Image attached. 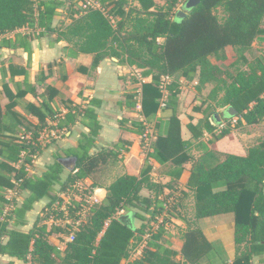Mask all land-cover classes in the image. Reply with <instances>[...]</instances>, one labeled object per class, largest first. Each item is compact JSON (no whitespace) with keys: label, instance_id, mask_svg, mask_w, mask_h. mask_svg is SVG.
Here are the masks:
<instances>
[{"label":"trees","instance_id":"16d2710c","mask_svg":"<svg viewBox=\"0 0 264 264\" xmlns=\"http://www.w3.org/2000/svg\"><path fill=\"white\" fill-rule=\"evenodd\" d=\"M95 1L99 6L86 5L85 0H71L66 8V25L56 28L57 39L71 42L79 52L93 54L92 68L109 56L151 75V80L141 85V107L147 121L153 120L159 110L160 77L172 76L167 85L165 107L161 110L165 112V128L162 132L156 123L159 129L149 156L159 163L169 162L174 166L176 178L183 164L191 160L185 148L186 141L181 138L178 76L192 79L198 75L197 90L214 82L206 95L209 103L205 109L201 111V105L192 109L205 114L199 126L188 124L193 136L201 135L202 127L207 131L215 128L209 116L218 113L217 108L232 106L237 111L234 116L223 115L226 122L236 117L239 123L243 120L246 124H258L264 119V59L256 58L251 62L241 53L239 58L247 68L234 73L210 60V55H219L228 46L244 50L254 40H264V0H199L181 18L174 12L180 0H162V5H157L155 0H137L138 5H132L129 0ZM64 7V0H0V35L23 27L53 31V19ZM218 7L224 12L222 18L214 12ZM50 65L48 63L47 67ZM223 71L225 77H221ZM48 93L49 99L63 93L69 101L64 102L66 111L61 118L57 117L59 112L47 104L28 103L26 109L39 123L52 118L57 128L63 129L78 121L88 132L81 133L73 150L74 174L61 180L62 166L54 162L42 174L29 175L27 166L32 160L38 128L31 131L30 139L16 142L19 139L17 127L23 126V133L28 130L26 119L15 109V93L8 92L4 105L0 101V150L4 157L0 162V215L3 216L0 217V253L29 264H120L131 249L132 239H138L143 230L142 225H124L117 218L118 212L124 210L148 223L162 209L158 196L162 192L151 182L148 176L151 166L146 163L139 176L124 174L106 187L101 203L91 208L88 219L74 232L72 240L65 241L62 249L50 243L48 237L53 232L67 233L61 229H47L42 223L45 208L56 199V195L51 194L52 185L58 182L63 190L73 180L84 178L111 160L116 153L110 149L89 153L100 128L94 109L100 101L91 99L85 106L78 107L73 105L68 92L49 88ZM7 117L12 120L11 127ZM132 125L138 127V132L143 131L141 123L133 122ZM228 131L225 127L217 137ZM22 151L26 156L21 159ZM19 161L18 166L13 165ZM218 181L224 182V188L213 190L212 185ZM15 186L28 195L20 205L13 202V207L4 213V206L11 202L1 191ZM142 187L154 191V198L140 195ZM187 187L194 190V218L226 212L234 214L236 256L230 263L218 264H253V256H259V264H264V141L248 147L244 153H225L211 166L193 162ZM42 197H49L50 201L29 231L9 227L13 216L23 219L33 202ZM161 232L162 228L151 237L158 239ZM153 246L154 250L144 248L132 264H198L213 250L197 226H188L182 232L180 260L175 259V250Z\"/></svg>","mask_w":264,"mask_h":264},{"label":"crops","instance_id":"0c3cea01","mask_svg":"<svg viewBox=\"0 0 264 264\" xmlns=\"http://www.w3.org/2000/svg\"><path fill=\"white\" fill-rule=\"evenodd\" d=\"M64 1L65 7L53 19V31H44L40 27L36 29L23 27L0 35V101L4 105L8 101V92L15 93L17 97L15 109L25 117L28 127L24 133L23 126L17 127L16 133L19 139L16 142H20L22 138L30 139L31 131L38 128L34 139L35 149L32 160L27 166L28 174L38 176L54 162H59L62 166L61 180L69 174H74L76 159L73 150L77 146L81 133H87L88 128L77 121L67 128L59 129L52 118H48L45 123L41 124L38 118L26 109V105L28 103L37 106L47 104L59 112L57 117L61 118L66 111L64 102L69 100L63 93L49 99V88L70 93V100L78 107L85 106L91 99H96L100 101V104L94 107L100 128L89 153L94 154L100 150L110 149L116 153V156L82 178L84 185L103 198L106 194V187L116 177L124 174L139 176L145 164H150L148 176L151 182L157 184L161 190L162 194L158 196L179 192L180 199H178L176 211L159 227V229L162 228L160 237L158 239L150 237L146 247L152 250L155 249L153 245L170 248L177 252L175 259L180 260L182 232L188 226H197L213 247V250L201 258L198 264L232 262L237 252L234 214L226 212L194 218V190L187 187V181L193 162L211 166L221 160L225 153H244L248 147L264 141V119L258 124H246L243 120L239 123L236 117L226 122L222 119L224 108H217L218 113L209 116L215 128L207 131L202 127L201 135L195 137L188 124L199 126L205 114L192 110L193 107L200 106L201 102L199 105L185 102L193 98L206 100L200 106L203 111L209 103L206 95L214 82L197 90L198 75L192 79L178 76L180 93L177 110L181 122V138L186 141L185 148L191 160L183 164L182 172L179 178H176V168L169 162L159 163L143 153L140 144L142 132H138V127L132 125L133 122L143 125L146 121L154 125L157 134L159 128L157 129L156 123H158V127L162 128V132L164 131L165 112L158 110L153 120L147 121L139 103L138 91L142 83L151 80V75L144 74L143 69L128 65L127 62H119L117 58L109 56L104 57L97 66L92 68L93 54L79 52L71 42L64 39L58 40L56 28L66 25V8L71 0ZM48 63H51L50 67H47ZM6 120L10 122L11 127L12 120L8 117ZM225 127H228L229 131L217 137ZM25 156V153L20 154L21 159ZM3 160L4 157L0 150V162ZM19 163L20 161L13 165L18 166ZM71 163H74L73 167H70ZM8 175L11 176V174ZM224 186L223 181H218L212 185V188L218 190L223 189ZM60 188V183H54L51 194L57 196L61 192ZM1 193L11 202L4 206V213L13 207V202L16 201L17 205H20L28 195L19 186L5 188ZM140 195L154 198L156 193L142 187ZM49 201V197L35 200L31 208L25 212L22 221L13 216L9 220V227L24 232L29 231ZM185 206L189 209L188 215L184 214ZM120 212L118 215L127 214L124 210ZM0 217H3L2 214ZM148 224L149 222L141 221L139 227L142 225L143 233ZM136 235L139 236L137 233ZM2 238L7 239L6 236ZM140 238L141 235L138 239H132L130 245L134 246L133 244ZM48 240L60 249L66 241L64 234L60 232H53ZM259 259V256H253L251 261L253 264H259ZM0 264L29 263L23 259L0 253Z\"/></svg>","mask_w":264,"mask_h":264},{"label":"built area","instance_id":"2783aa9c","mask_svg":"<svg viewBox=\"0 0 264 264\" xmlns=\"http://www.w3.org/2000/svg\"><path fill=\"white\" fill-rule=\"evenodd\" d=\"M85 1L86 5L99 6L98 2L95 0ZM111 21H113L112 18ZM170 81H172V76L170 75H162L160 77L159 89L162 96L159 100V110L165 107L168 93L167 85ZM138 97L139 103L141 104V89L138 91ZM140 138L141 149L148 157L153 151V143L156 139L154 125L144 121ZM22 153L26 154L25 151ZM179 195L180 194L177 192H172L163 194L159 197L162 202L161 211L149 221L141 238L133 244L134 246L131 245L127 257L122 258L120 264H132L135 259L142 255L152 233L157 231L167 219V215H162V213L168 212L171 207L173 208L177 205ZM102 199L103 198L95 194L94 191H90L84 185L82 179H75L57 194L56 199L49 207L45 208L42 223L46 225L47 228H56L66 231L67 233L64 234L65 239L66 241H70L73 239L74 232L88 219V216H90L91 208L96 204H100Z\"/></svg>","mask_w":264,"mask_h":264},{"label":"rangeland","instance_id":"374dc122","mask_svg":"<svg viewBox=\"0 0 264 264\" xmlns=\"http://www.w3.org/2000/svg\"><path fill=\"white\" fill-rule=\"evenodd\" d=\"M132 5H138L137 0H129ZM157 5H162V0H155ZM186 0H180V3L176 6L174 12L176 13L177 11L183 10V5ZM214 12L218 15V17L222 18L224 16V12L221 7H218L214 10ZM162 41V39H159ZM244 54L248 61H254L256 58H262L264 59V40L256 39L252 43V45L244 50L236 48V47H227L224 52H221L219 55H210V60L213 63L219 62V66L223 70H227L229 73H234L237 69L245 70L246 64L243 63L239 56L240 54ZM224 58H221L223 57ZM221 77H225V71L221 73ZM207 91V90H206ZM207 94V92H205ZM205 94V95H206ZM199 102H202L200 98L198 99H191L190 101H187L185 103L191 104L194 103V105H199ZM201 105V104H200ZM179 194V192H177ZM180 198V195H179ZM176 207L170 208L168 212H163L162 215L166 214L167 217H169L171 214H173ZM184 214L188 215L189 209L187 206L184 207L183 209ZM121 213V212H120ZM124 213V212H122ZM146 216H148L146 214ZM133 217V216H132ZM133 223L137 227L140 226L141 220L138 218L133 217Z\"/></svg>","mask_w":264,"mask_h":264},{"label":"water","instance_id":"95a60500","mask_svg":"<svg viewBox=\"0 0 264 264\" xmlns=\"http://www.w3.org/2000/svg\"><path fill=\"white\" fill-rule=\"evenodd\" d=\"M198 2H199V0H186L184 5H183V10L177 11L175 13V16L177 18L184 17L187 14L186 10L194 7ZM236 113H237V111L232 106H227L222 111V115H228V116H234ZM217 118L219 119V116H217ZM73 166H74V163H71L70 167H73ZM117 218L124 225H127L129 227L133 226V217L131 216V214H129V213L120 214V215H118Z\"/></svg>","mask_w":264,"mask_h":264}]
</instances>
